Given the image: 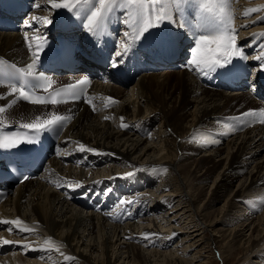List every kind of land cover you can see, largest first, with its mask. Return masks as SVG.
Masks as SVG:
<instances>
[{
    "label": "bare ground",
    "instance_id": "obj_1",
    "mask_svg": "<svg viewBox=\"0 0 264 264\" xmlns=\"http://www.w3.org/2000/svg\"><path fill=\"white\" fill-rule=\"evenodd\" d=\"M17 2L28 8L27 21L20 33L0 31V57L25 63L29 43H42L34 38L51 32L61 35L57 22L70 12L51 9L47 0H35L40 8L34 0ZM258 7L261 11L244 16ZM232 10L237 44L255 67L254 77L262 79L257 57L264 54V38L253 40V34L264 33V0H233ZM70 15L74 26L86 23ZM34 16L52 23L32 22ZM179 18L188 21L184 29L165 22L132 53L153 49L159 36L174 37L184 48L180 67L144 72L130 85L96 79L86 102H18L3 115L0 129L53 113L71 115L72 121L37 180L17 184L0 204V220L19 218L35 229L9 232L0 224V240L21 242L0 244V264H210L215 249L224 260L240 249L245 261L253 260L248 264H264V123L252 116L239 122L245 113L264 109V81L229 90L212 82L213 73L199 75L186 67L196 33L203 30L195 27V6ZM123 19L117 9L104 34L118 36L119 49L129 31ZM75 29L77 40L91 36L83 26ZM7 92L0 86L2 107L14 100ZM121 117L129 127L121 126ZM80 143L101 154L78 151ZM65 180L84 187L58 186ZM128 200L134 203H122ZM145 233L156 235L145 239ZM48 237L63 245L60 252L40 250Z\"/></svg>",
    "mask_w": 264,
    "mask_h": 264
},
{
    "label": "snow or ice",
    "instance_id": "obj_2",
    "mask_svg": "<svg viewBox=\"0 0 264 264\" xmlns=\"http://www.w3.org/2000/svg\"><path fill=\"white\" fill-rule=\"evenodd\" d=\"M232 4L233 0H47V5H50L51 9L67 10L73 16L79 17L82 22L86 20V23H83V27L93 37L103 36L111 16L117 9L122 10V15H125L122 23L129 27V31L124 34L127 42H121V48L113 54V58L110 60V66L115 69H119L126 62L125 58L147 38L152 29L161 27L165 22L173 23L178 28L184 29L188 25V21L179 18V14L184 13L188 7L195 6L199 11V21L195 27L203 31L196 33L194 47L190 51L186 67L204 76H209L218 70L230 71L235 59H247L242 48L237 44L238 30L234 26L235 13L232 10ZM34 6L37 8L42 7L39 3H35V0ZM174 11L177 13L176 18L173 15ZM259 11H261L259 7L246 9L244 16H250L252 13ZM260 21L264 22V17H261ZM32 22H42L44 26H47L52 23V20L47 16H34L32 17ZM28 26L31 27V22ZM257 36L264 38V33L253 34V40ZM25 38L28 39L27 33ZM34 39L42 41V43L35 45L31 42L29 43V48L34 50L32 51L33 59L27 66L17 68L15 65H9L7 61L0 59V71H4L6 68L12 69V72L8 75L17 81L11 86V92L9 93L16 94L17 98L8 104L7 107L0 106V126H2L3 115L10 111L21 99L34 104L57 105L68 102L70 99L80 98L90 84L88 78H82L57 90L48 91L52 89L53 82L44 73H40L37 67L47 40L42 36H37ZM261 50L264 53V45H261ZM257 60L264 66V54L258 56ZM2 82L0 80V83ZM39 91H46L48 95H38ZM4 98L0 96V99ZM106 99L111 104L118 103L112 97ZM88 103L92 104V101L89 100ZM244 115L258 116L260 122L264 123V109L259 110V112L250 111ZM70 119L71 117L69 116L54 113L46 117L37 116L31 122L18 125L22 129L29 130L23 139L19 135L13 136L0 131V149L13 150L17 149L21 144H38L39 139H30L28 136L39 137L45 132L59 134ZM105 119H109V117H105ZM123 119L121 117V126L129 127L123 123ZM66 143H72V141H66ZM77 150L82 153L101 154L96 149L86 147L82 143L79 144ZM9 168L11 170V162L9 163ZM125 175L130 177L133 173ZM58 186L75 188L84 187V184L81 181L65 180L63 184ZM122 203L131 204L134 201L128 200L122 201ZM0 224L7 225L9 232L18 231L29 234L35 232V229L29 228L19 218L15 220H0ZM143 235L145 239H151L156 234L145 233ZM20 243L19 241L8 239L0 240V244L3 245ZM21 246L25 249L30 247L29 244H22ZM62 247V244L48 237L44 240L40 250L60 252ZM64 259L74 260L75 257L64 256Z\"/></svg>",
    "mask_w": 264,
    "mask_h": 264
},
{
    "label": "rangeland",
    "instance_id": "obj_3",
    "mask_svg": "<svg viewBox=\"0 0 264 264\" xmlns=\"http://www.w3.org/2000/svg\"><path fill=\"white\" fill-rule=\"evenodd\" d=\"M31 122V121H28ZM37 180V179H36ZM78 206V205H77ZM79 208L83 209L81 206H78ZM87 210V209H85ZM209 235L207 236V239H209ZM218 250V249H217ZM216 249L214 250V255L211 263L210 264H248L249 262L253 261V260H246L245 261V254L243 252H240V249L238 250V253H236L233 257H231L229 260H224L221 257V253L219 251H217ZM243 253V254H242ZM215 257V258H214Z\"/></svg>",
    "mask_w": 264,
    "mask_h": 264
}]
</instances>
